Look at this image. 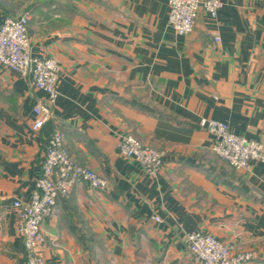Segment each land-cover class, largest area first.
<instances>
[{"label":"crops","instance_id":"1","mask_svg":"<svg viewBox=\"0 0 264 264\" xmlns=\"http://www.w3.org/2000/svg\"><path fill=\"white\" fill-rule=\"evenodd\" d=\"M168 1L0 0V26L28 13L31 53L61 67L55 116L34 131L46 94L0 64V264L25 262L12 203L30 198L57 129L110 189L59 198L41 225L46 264H195L185 237L197 231L264 264V163L234 170L200 125L264 143V0H222L187 36L169 27ZM126 134L166 153L159 174L120 153Z\"/></svg>","mask_w":264,"mask_h":264},{"label":"built area","instance_id":"2","mask_svg":"<svg viewBox=\"0 0 264 264\" xmlns=\"http://www.w3.org/2000/svg\"><path fill=\"white\" fill-rule=\"evenodd\" d=\"M223 6L222 0H169L168 25L179 36L190 35L201 11L215 19ZM29 21L28 13L4 18L0 26V64L28 78L34 88L46 94V100L34 108L32 129L39 131L55 116L61 67L50 56L31 53ZM200 125L215 137L213 154L234 170L249 171L254 163H264L261 141L236 134L228 123L220 120L205 119ZM118 147L122 155L138 162L146 175L155 176L164 167L166 153L131 134L123 135ZM78 184L103 192L110 189L106 178L72 158L65 146L64 134L57 129L49 136L42 172L30 198L12 203L18 212L16 231L25 247L24 264H46L43 248L47 238L41 225L54 212L59 198H69ZM185 245L186 257L195 264H250L255 259L253 251L236 250L232 242L222 241L205 231L187 234Z\"/></svg>","mask_w":264,"mask_h":264}]
</instances>
